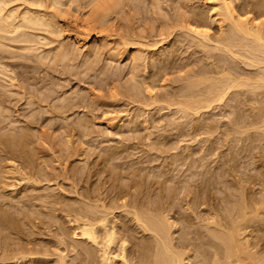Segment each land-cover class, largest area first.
I'll use <instances>...</instances> for the list:
<instances>
[{"label":"rangeland","instance_id":"rangeland-1","mask_svg":"<svg viewBox=\"0 0 264 264\" xmlns=\"http://www.w3.org/2000/svg\"><path fill=\"white\" fill-rule=\"evenodd\" d=\"M0 1L2 4V6H0L1 7L0 9L3 8V6L5 5V2H6V4L9 2L7 4V7H5L6 5L4 6V8H7V9H5L7 12L4 9H2L0 12V15H1L0 16L1 17L0 29L3 27L6 28L5 32H4V28L2 30H0V60H1L0 61V64H1L0 65V100H1L0 101V108H1L0 109V135H9V134L12 135L13 132L14 133L16 132V134L17 133L19 134L23 130L29 129L31 134L33 133L32 134L33 138H31V139H34L33 140L34 144L31 141V143H30L31 146L28 143L26 146V149H27L26 151H27V153L29 152L30 154L29 153L26 154L25 153L26 151L23 152L24 155H23V153L21 154V152H19L18 157H17V155H18L17 152L13 153V155L11 156L9 152L2 150L1 149L2 144L0 142V144H1L0 145V150H1L0 151V153H1L0 154V166H1L0 167V175H1V177H0V200H2V202L5 201L4 202V208L7 211L9 210V212L17 213L16 217H20V215L18 214L19 212L22 213L24 210L26 211L28 209V207H25L24 204L22 202H20V200L24 197V194L34 195V197H36L38 195L36 198L33 199L31 204L28 202L31 206L28 210H30L32 213H33V211H34V213H36L39 210L44 211V208L42 206H40V204H39L43 201H42V199H39L38 197H41L43 195L46 196L48 193H49L48 195H51V197L47 195L48 198L50 197L51 199H53V197H54L55 200L60 201L58 203L60 205H57V207L58 206L59 207L60 206L66 207V205H69V204L70 205L74 204L73 206L79 207L83 203L87 204V202H89V205H92V206H95V205L97 206V203H98V207L100 206V208H101L102 203H99L100 201L98 202L99 199L102 198L105 200V198H106V201L108 199V201L110 202L115 197V196L113 198L110 197L111 194L114 193V192H112L114 190L109 189V186L113 185L110 183H114L113 182L114 180H112V179L114 178L115 174L117 173V170H119L118 173L122 172V170H123L122 177L124 179L125 178L129 179L130 177H127V175L132 176V169L141 168V175H143V177H144V174H145V176L149 173H151L150 175L154 174V178H153V176L147 175L148 177H151V179H149L146 176L149 179V181H151L153 179H157V177H159L158 179L162 181V179L165 178V175H164L165 172L169 173L170 179L168 181H166V183H164L165 187H166V185H167V187H168V185H170V187L176 186V189H175L176 195H174L175 196V197H173L174 199L172 198L170 201L174 205L176 204L174 206L173 211H175V215H176L175 217L179 218L178 219L179 225L177 226L179 228H177L178 230L175 229L176 232L174 233V235H175L174 237L176 238V241L178 242L181 238V234L185 230L183 225H181V222H182L181 216L182 215L178 214V212L181 214H185V212L191 213V211L188 212V211H185L186 209H184V208H186V205H185L186 201H188L190 199V197L187 198L185 196L186 192L184 193L185 189L183 188L184 184L186 185L187 183H191L190 182L191 181L190 180V177H191V158H193V156H194L195 158L197 157V159H198V157L200 158L201 156H205L207 154L206 152L209 151V150L207 151L206 149H213L214 146L217 147V145L219 144L220 145V147L218 145L219 149L215 150L216 153L218 151L217 155L219 154L218 155L219 157L216 154L213 155V153H212V156L210 154H209L210 156H208V154L206 155V159L210 162L209 163L207 161V163L211 164L209 167L214 168V169H212V171H214L217 175L218 172L220 171V169H218V164H221L220 160L230 159L231 158V150L233 149V147H234V150L235 149L236 150L241 149L242 147H244V142H245V146H246V144L249 143L254 148H256L255 146H262L264 144L263 143L264 138H263V140H260V142L258 139V138H260L259 135L261 134L260 133L261 131L259 132V128L257 127L259 125V123L256 124L257 119L255 120V122L251 121V119L253 117H251V115L248 114V113H250L248 108L249 107L251 108L252 106H254L255 103L253 105H252V103H250L253 101V100L249 101L252 98L247 99V100L245 99V98H248V96H250V95H251V97H253L257 94L254 93L255 95L252 96V93L248 92L249 95L246 94L247 97H244V96H246L244 94V92L247 90L245 87L244 88L246 90L241 89L240 90L241 92L239 91V89L242 88V86L239 87L238 89H236V88H232V89H234V91H237V92L239 91V93H238L239 95L244 94L242 98L245 99V102L249 101L250 105L248 103L242 102V100H241L242 95L240 97L236 96L237 98H240L239 103H236V101L233 102V99L231 100V98H230L232 96L226 95L225 99L222 100V102L217 101L218 102L217 103L214 101L215 103L214 102L211 103L212 104L211 107L209 106L208 108H205V109L203 108V110L200 111L201 113L199 112L197 115V112H196V115L194 116L195 111H194V113H191V112H193V111H191V109H188L189 111H187L186 107L185 108H184V106L182 107L183 104H181V103H180L181 105L177 104V103H179V101L182 100V98L180 99L179 94L181 95L182 91L185 92L186 91L185 89L190 88V85L192 84L191 83L192 79H189V77L192 78L191 76H189V75H191L189 73H193V71L191 72V70L194 69L196 71L197 68L199 70L203 66H205L204 68H206L207 66L208 67L210 66L209 69H211L212 68L211 66L215 67L214 63L218 62L217 64L220 65V62L221 63L225 62V60H224V59H226L225 56H227V55L230 56L227 51L224 52L225 48H223V44L222 45H219L221 43L216 44V42H213L212 38H211L212 41H210V40L205 41L206 39L200 40L202 38L197 37V40H200V42L196 41L194 39L196 36L194 35L195 36L194 37L193 33L191 32L192 33L191 34L190 32H188L190 30H186V28H185V27L189 26L188 25L189 23L188 24L186 23L187 18L188 19H192V17L194 18V15L192 16V14H194V12L197 13L199 11L201 12L202 10L205 11V14L203 17V19L205 20V18L207 17L205 15H207L209 13V11H211V9H210L211 4L210 3L207 4L205 2V0H119L120 2L118 0H58V1L55 0V3H54V0H0ZM41 1H44V2L41 3ZM56 1H57V3H56ZM118 3H121L122 5L121 4L119 5ZM236 3L239 4L240 1L237 0ZM30 6H32V8H30ZM28 8H30L31 12ZM12 9H13V11H12ZM32 10L34 11L35 14L33 13ZM25 11H28L30 14H34L36 16L38 15V17H40L42 19H45V20L47 19V22L49 20V24H50V21L56 20V22H54L55 25L53 22H51V24L49 26L50 29H49L48 24H47V26L45 24L44 26L41 25L40 27H39V25L36 26V24H29V23H27V21H25V19L23 17V14L25 13ZM203 11H202V13H204ZM39 12L42 14L40 15ZM45 12L47 14H45ZM10 13H12V14H10ZM48 13H50V14H48ZM51 14L53 16L52 20L50 17ZM83 14H84V16H83ZM12 15H14V16H12ZM45 15L47 18H44ZM183 16L186 18H184ZM4 17H5V19H3ZM15 18H17V19H15ZM208 18H209V15L206 18V20H208ZM3 21H4V23L6 21V23L4 24ZM184 21H185V23H183ZM14 22H15V24H14ZM180 22L183 23L184 25H181ZM2 25H4V26H2ZM13 25H15V26H13ZM22 26H24V27H22ZM34 26H36V27H34ZM51 26H52V28H51ZM26 27H28V28H26ZM35 29L38 32L35 31ZM213 29H212V31H213L212 34H216V33L218 34L219 33V32H217L216 28L214 30ZM8 30H9V32H8ZM13 30H14V33L12 32ZM39 30H41V31H39ZM173 30H174V32H173ZM215 31H216V33H215ZM169 32H172V34L170 33L171 35H168ZM7 33H11V34H7ZM42 33L45 37L42 35ZM1 34H3V35H1ZM40 36H41V38H40ZM48 36H49V38H47ZM165 36L169 40L166 39ZM191 36H193L194 38H192ZM191 38H192V41H191ZM161 39L162 40L164 39L163 40L164 42L159 43L158 41H160ZM193 39L195 41H193ZM201 41H204V42H202V46L200 45ZM1 42H2V44H1ZM158 43L161 45H159ZM197 43H200V44L197 45ZM204 43H205V45H207L206 47H205V45L203 46ZM216 46L219 48H217ZM28 47H33V48H31L33 51L30 50ZM23 50L28 51V52H24ZM58 52L61 54L65 53V55H67V56H65L63 54L64 55L63 58H65V57L66 58H65V60L62 58V62H60L61 57L60 58H59V56H58V58L55 57V54L56 55L59 54ZM23 53H25V54H23ZM223 53L226 55L221 56L220 54H223ZM42 54H43V56H42ZM44 54H45V56H44ZM61 54H59V55H61ZM135 54H136V56L134 57ZM137 54L138 55L140 54V56H138ZM210 55L212 57L213 56L214 57L216 56V57L212 58ZM48 56H49V58H48ZM168 56L169 57L171 56L172 58L170 57L171 58L170 59ZM231 56H233V55H231ZM231 56L229 58H227L226 60L231 59ZM15 57H16V59H14ZM139 57H141V58L138 59ZM158 57L161 58L162 63L159 60L160 58H158ZM219 57L220 58L223 57L224 62L220 61L221 59ZM133 58H137V59H133ZM232 58H233V60H235L234 56ZM239 58L238 57L236 58V62L238 61ZM241 58H243V57H241ZM25 59H27V60H25ZM153 59H154V61H155V59H158L157 61H155V64L157 62H160L159 63L160 65L157 64V66L159 65L162 68V70H164L162 72V70L159 69L160 71H158V72L159 73L162 72L160 74V76H162L166 70L168 71L171 68L170 72L168 71V74H164L162 77L163 79H164V76L166 77L164 80L166 83L163 82V84H165V87H166V88H164V90L165 89H167V90L163 91V88L162 89L160 88L162 91L157 92V90H160V89L157 87L154 89L155 91L153 92L154 93L153 97H154V100H155V98H157L156 102L153 101V98H151L152 95L149 96L150 98L147 96L150 94H149V92L147 93L146 86L143 88L144 90L141 89V87H143V84L148 83V80L150 82V76H151V80H154V81L157 78L156 77V75L158 73V72H156L157 66L154 65ZM215 59H217V60L219 59V60L217 61ZM243 60L244 59H241L240 62L238 61V63H240V65L237 63L239 66L238 69L236 70L237 72H238L239 68H241V66H243L242 68H244L245 71H247V70L250 71L249 68L254 67V66L248 67L245 64L248 61L247 62L245 61L242 63ZM214 61H216V62H214ZM229 61H232V60H228V62ZM165 63L168 64L167 67H165L166 66ZM225 63L227 65L226 69L227 68L229 69L230 67H228L227 61ZM230 63L231 62H229V65L234 64V61H232L231 64ZM163 64L165 65L164 67L166 69L163 67ZM170 65H171V67H169ZM244 65H246V66H244ZM232 66H235V64ZM208 67H207V69H208ZM260 67H261V69H260ZM260 67L258 69L257 68H253V69L251 68V70L258 72L259 69L262 70L264 68V64H263V66H261V64H260ZM167 68H169V69H167ZM242 68H241V70H239L240 73L245 72V71H242L243 70ZM201 69L203 70V68H201ZM157 70H158V67H157ZM167 71L165 73H167ZM195 71H194V73H195ZM228 71H230V70H228ZM236 71L233 70L232 74L234 75V73H236ZM9 72H11V73L13 72V73L10 74ZM134 72H136V73L134 74ZM262 72H263V70L260 73H262ZM153 73H155V76H153L154 75ZM194 73H193V75H194ZM240 73H236V74H240ZM13 74H15L16 76L15 75L13 76ZM2 75H3V77H2ZM219 75H218V77H219ZM133 76H134V78H133ZM148 76H149V78H147ZM235 76L237 77V75H235ZM251 76H252V74H251ZM194 77H197V80H198L199 79L198 73L196 76L194 75ZM240 77H245V76L241 75ZM14 78H15V80H14ZM167 78H168V80L166 81ZM247 78L250 79V77H247ZM256 78H257V76H256ZM3 79H5V81H2ZM145 79H147V81H144ZM193 79H196V78H193ZM251 79H255L254 76H252ZM8 80H9V83H8ZM11 82H13V83H11ZM140 82L141 83L143 82V83L140 85L139 84ZM161 82H162V80H161ZM159 83H158V85L161 84V83L160 84ZM201 83L203 84V82H201ZM208 83L209 82H207V84ZM207 84L205 83L204 85L207 86ZM134 85H135V88H137V89L134 88ZM136 85L140 86V87H137ZM188 85H189V87H186ZM204 85H202V86H204ZM22 88H23V90H22ZM202 88L204 89L205 87H201L200 89H202ZM131 89L133 91L139 90V93H141V94H139L140 97L136 96V94L138 95L137 91H136V94H134V92ZM200 89L198 88V90H200ZM203 89H202V92H204ZM231 90H229V92H228L229 94L231 93L230 92ZM180 91H181V93H180ZM234 91H232V92L234 93ZM257 91H259V89ZM259 92H261V91H259ZM29 93H32V94H29ZM156 93L157 94L161 93L159 95H161L165 99L159 95L155 96ZM197 93L198 92H196V94ZM245 93H247V92H245ZM28 94L30 95V97ZM31 95L34 96V98ZM199 95L197 97L201 98V97H199ZM262 96L260 95V97H259L257 95V96H255L256 98L254 97V99H257V97H259L258 99H260ZM145 97H146V99L147 98L148 99L146 100ZM158 97L161 98V100L158 101V99H159ZM37 98H39V99L37 100ZM42 98H43V100H42ZM227 98H229V99H227ZM29 99H31V100H29ZM65 100H67V101H65ZM228 100L229 101L231 100V101L229 102ZM30 101H32L33 103L34 102H36V103L31 104V103H29ZM38 101L40 102L39 104H38ZM41 101L42 102L46 101V102L45 103L43 102V104H42ZM70 101L72 103H70ZM225 101H227V102H225ZM68 102L71 106L67 104ZM73 102L76 104L74 105ZM182 102H183V100H182ZM231 102H233L234 104H232ZM259 102L261 104V100ZM263 102L264 101H262V104H264ZM47 103H48V105H47ZM146 103H148V104L151 103V104L147 105ZM228 103H230L229 104L230 107H228L229 106ZM40 104H42V105H40ZM246 104L249 106H247ZM231 105H234V106H231ZM235 105H237V108L239 110H242V111L238 112V115L241 114L240 116H242V114H243V111H244L243 108L245 109V107H246V109H247V110L245 109L244 113H246V114L245 115L243 114L242 118H240V116H238L236 113H234L235 117L237 115V117H239L238 119H240V121H241V122L237 123V125L240 124L239 126H234V124L237 122L238 119L236 121H234V119H232V116H230V114L232 115V113H233L231 111L236 109ZM242 105H243V107H242ZM244 105H246V106H244ZM258 105H259V103H258ZM260 106H262V105H260ZM262 107H264V106H262ZM43 108H44V112H43ZM66 109H69V112H66ZM238 109H236V110H238ZM51 110H53L54 112ZM224 112H225V114H224ZM191 114L194 117L189 116ZM2 115H4V116H2ZM139 115H140V117H139ZM84 117H86V120H84ZM91 117H92V119H91ZM196 117L198 118V120ZM82 118L84 121H87V122L90 121L89 123H91V122H93V123L88 125L87 122L82 121ZM139 118H140V120H139ZM194 118H195V120H193ZM208 118H211L209 120L210 123H213V121H214L213 124H215L216 128L219 127L217 130H215V132H213V134H211V135H210V133L205 134L202 131H201L202 133H200V131H198L197 128L196 129L192 128V126H193L192 124L198 123L201 120H203V122H204V120L207 121ZM248 119H249V122L255 123L254 128H253L254 130L251 129L252 128L251 124H250L251 125L250 126L248 122H247L248 124L246 123L245 120L248 121ZM77 120L78 121L80 120L79 123L82 122V125L80 124V126H77L76 125V124H78V123H76ZM232 120H233V122H232ZM32 121L34 124H32ZM67 121L69 122V127L67 126L68 125ZM142 121H144V122H142ZM242 121L244 124L242 123ZM13 123H14V125H13ZM26 123H28L27 125H29V123H31L29 125V128L27 127ZM112 123L113 124L115 123V125H112ZM140 123H141V126H140ZM83 124L86 125L87 128H89L90 132H91V129L93 130V128H94V130L91 132V135H90V132L87 131L88 129H86L85 128L86 126H85L84 128L86 129V133H85L86 136H84L85 134L82 131V129L80 128V127L83 128ZM133 124H135V125L133 126ZM32 125H33V127H32ZM91 125H93V126H91ZM242 125H244L245 127ZM248 126L250 128H248ZM259 126H261V125H259ZM65 127H68L69 129H71V130H69V132H71L72 130L73 131L71 133H69V132L67 133L68 128L66 130ZM74 127H75V129H74ZM90 127H92V128H90ZM138 127L140 128L141 131L139 130ZM234 127H237V128H234ZM238 127L240 128V130L238 129ZM7 128H8V132L6 130ZM76 129H77V131H76ZM199 129H200V127H199ZM233 129H235V130H233ZM137 131L141 134L142 138H141V136H139V133ZM193 131H195V132L193 133ZM196 131H197V133H196ZM245 131H247V132L244 133ZM253 131L255 133H258L259 137L256 136ZM80 132H82V134ZM95 132H97V133H95ZM150 132H152V133H150ZM248 132L252 133V137H253L252 139L254 141L252 140V142H250L251 136L249 135ZM87 133H89V134H87ZM147 133L149 135L151 134L152 136L151 135H150L151 137L148 136ZM236 133L238 134V136ZM240 133H243V135L241 136ZM71 134H73V136ZM136 134L138 135V138H137V136L135 137ZM209 135H210V138H209ZM239 135H240V137H239ZM139 137H140V140L142 139V140H144V142L146 141L145 138H147L148 140L146 141V144H144V142L142 143V141H140L142 143V144H140ZM205 137L206 138L208 137L209 140L207 139V141H206ZM238 138L239 139L241 138V139L239 140ZM163 139H165V140H163ZM244 139H246V140H244ZM134 140H136V141L134 142ZM211 140H212V142H211ZM256 140H258V141H256ZM67 141L68 142L71 141V143H67ZM156 141H159V142H156ZM152 142H155L158 146H156V144L152 143ZM215 142H216V144H215ZM133 143H134V145H132ZM210 143H213V144L211 145ZM254 143H255V146H254ZM259 143H260V145H258ZM138 144H140V145H138ZM152 144L154 145V147L152 146ZM209 144L211 145V147L213 145L214 146L212 148H210ZM13 146L15 148L20 147V146L15 145V144ZM112 146H114V147L112 148ZM135 146H136V149H134ZM3 147H4V145H3ZM67 147H69V148H67ZM117 147H121V148L117 149ZM124 147H126V148L124 149ZM132 147H133V150H132ZM70 148L72 149V151H70L71 150ZM222 148H224V149H222ZM228 148H230V149H228ZM261 148L257 147V150L255 149L253 151L257 152L258 154L264 153L263 152L264 150L262 152H261V150H258ZM19 149L22 150V147H20ZM33 149L34 150L36 149V150L34 151ZM68 149H70V150L68 151ZM105 149H107V151L112 150V149L118 151V150L122 149V150H120V152H118L119 155L117 154L115 156V159L113 158L112 160L109 161V163H112V165L115 164V166L113 165L114 167L111 166V164H110L111 167H113V168L117 167L118 168V169L116 168V173H115L114 169H112L114 171V172H112V171H109L110 167L109 166L107 167V165H109V163H108V161L106 163L105 158H103V157H105L104 154L106 153ZM222 151H224V153ZM229 151H230V153H229ZM2 152L6 153V154L4 155V153L2 154ZM69 152L71 154H68ZM102 153H103V156L102 155L100 156V154H102ZM227 153H229L230 156H228L229 154H227ZM20 154H21V156H20ZM1 155H2V157H1ZM14 155H15V157H14ZM28 155H30L32 158L31 157L28 158ZM121 155H123V156L121 157ZM126 155H127V157H126ZM191 155H192V157H191ZM224 155H226V157ZM22 156H24V157H22ZM128 156H130V158ZM21 157L24 159H22ZM87 157H89V158H87ZM101 157H102V159H101ZM178 157L179 158L182 157V159L179 160ZM249 157H246L245 155H243V158H241L237 162V165L239 166L240 171L245 170V168L249 169V170H247V171H249V173L252 172V170L255 171V169L253 168L254 167V165H253V163H254L253 159L254 158H249ZM20 158L22 159V161L25 160V158L27 160L29 159L28 161L27 160H25V162L23 161V163H28V164L21 163L22 161L20 160ZM17 159H19V160L17 161ZM216 159H218V160L216 161ZM256 159H258V157L255 158V160ZM102 160H104V161H102ZM11 161H13V162H11ZM41 161L43 162V164H41ZM124 161H125V163H123ZM136 161H137V163H136ZM252 161H253V163L251 164ZM14 162H15V164H14ZM35 162H37L38 164ZM169 162H170V164H169ZM11 163H12V165H11ZM118 163H119V165H118ZM39 164H41V165H39ZM83 164H84V166H83ZM99 164H101V165H99ZM34 165H36V166H34ZM86 165H88L87 166L88 168L86 167ZM94 165L96 167H92V168H94L96 170H94V169L91 170L90 171L91 175L90 176L88 175L89 176L88 177L87 174L89 173L88 171L91 169L90 166H94ZM15 166H17V167H15ZM39 166L40 167L44 166V167L40 168ZM81 166H83V167H81ZM104 166H106V170H105ZM130 166H131V169H130ZM213 166H215L216 168ZM247 166H249V167H247ZM33 167H35V169ZM85 167H86V170L84 169ZM126 167L128 169H126ZM150 167H152V168H150ZM240 167H245V168H240ZM15 168H17V169H15ZM73 168L76 169V170H74L75 173L77 172L76 174H74V172L72 171ZM81 168H83V169L81 170ZM107 168H108V170H107ZM172 168H174L173 172H171ZM3 169L8 170L9 172L8 171L6 172V170L3 171ZM34 170H36L37 172ZM45 170H48V171L46 172ZM79 170H81L80 173H79ZM127 170H128V172L130 171L129 173H131V174H129V173L127 174ZM82 171L85 173H83ZM103 171L105 173H103ZM161 171H164L163 172L164 174H162ZM240 171H238V174ZM19 172H20L19 176H22V177L24 176L25 178L20 179L21 177H19L17 175ZM39 172H41L42 174L45 173V175L44 174L41 175V173H39ZM81 172L83 174H85L86 176L83 175ZM91 172H94V173H91ZM106 172H107V175H106ZM125 172H126V176L124 174ZM142 172H144V173L142 174ZM47 173H48V175H47ZM71 173H73L72 174L73 176L71 175ZM78 173L82 174V175H79L80 176L79 177ZM100 173L102 174L101 177L104 176V178H102L101 180H100L101 177L99 176ZM110 173L113 176V178H111V179H110V177H112V176L110 175ZM112 173L113 174L115 173V174L113 175ZM255 173H256V171H255ZM12 174H14V175L16 174V175L13 176ZM94 174H96V175H94ZM6 176L10 177L11 179L6 177ZM30 176L32 178H34L35 180L34 181L27 180L28 178H31ZM81 176H83L84 178L82 179ZM120 176L121 175L117 176V174H116V177L119 178ZM4 177H6V178H4ZM107 177H108V180H106ZM13 178H14V180H13L14 182L12 181ZM45 178H46V180H45ZM79 178H81L80 181H79ZM123 178H119V179L122 180ZM9 179H10V184L8 182ZM36 179L37 180L39 179L41 183H42V180H45V181H43V183L41 184L38 181H36ZM109 179H110V181H109ZM117 179H115V180H117ZM119 179L117 180L118 183H119ZM128 179L122 180L121 183L124 181L125 182L128 181ZM85 180H86V182H85ZM102 180L104 181L103 183L101 182ZM111 180H112V182H111ZM172 181L175 184H173ZM186 181H188V182H186ZM31 182L33 183V185ZM35 182H37L39 185L37 183L35 184ZM108 182H110V183H108ZM168 182H169V184H167ZM118 183L116 182L115 185L116 184L118 185ZM226 183H228L227 185L230 186L231 182H226ZM5 184L9 187V189L8 188H7V190L5 189L7 187ZM104 184L106 187L104 186ZM2 185L4 187H2ZM98 186H100L102 188V190ZM20 187L23 190L20 189ZM110 187H112V186H110ZM165 187L163 190L165 193H167L165 191L167 187L166 188ZM42 189L44 190V192L42 191ZM96 189H100L101 191L98 190L99 191L98 192ZM107 190L108 191L112 190V191H110L112 193L108 194ZM159 190L158 191L154 190L152 192L156 195V193H158ZM94 191L95 192L97 191V193L100 194V195L98 194V197L96 196L97 198H99L97 201L94 200L95 198L93 195L97 194ZM155 191H156V193H155ZM1 192H2V194H1ZM91 192L92 193L94 192V193L92 194ZM214 192H215V190H214ZM217 192L218 191H216L215 193H217ZM153 193H151V194H152V197L154 198L155 195ZM41 194H43V195H41ZM82 194H85V195H87V194L91 195L92 194L93 201H90V199L87 196H84ZM107 194L110 198L108 196L106 197ZM218 196L221 197L220 193L218 194ZM155 197H156V199L158 198L157 196H155ZM4 199H6V200H4ZM128 199L129 198H127V200ZM106 201L104 202L102 200V202H104V203H106ZM36 202H37V205H36ZM71 202H73V203H71ZM74 202L76 204L79 203L80 205L76 206ZM91 202L93 204H90ZM179 202L180 203L183 202V203H181V205L183 204L184 206L183 205L182 206L184 208L180 205ZM9 204H10V206H9ZM12 204H14V205H12ZM32 204L39 206L40 209L38 210V207H35ZM127 209L131 210V208H127ZM14 210H16V212H14ZM45 211H48V210L46 209ZM55 211H53L52 214L55 212V215L54 214L53 215L55 217L59 218V215H60V213L58 212L59 210H55ZM110 211H112V210H109L106 212H108V214H112V213H109ZM56 213H58V215ZM126 213H125V211L122 212L123 216H125V215L128 216L125 220L129 221L130 218L133 217V214L129 213V215H128V213L127 214ZM33 214H32V216H33ZM114 214H118V211L114 212ZM114 214H112V215L114 216ZM112 215H110V216L108 215L110 219H113ZM42 217H43V214H42ZM194 217H195V215H194ZM21 218H22V216H21ZM39 218L41 219V216ZM39 218L36 219V223L39 221L38 220ZM66 219L67 218L62 219V220L59 219V221H57L58 222L57 224L59 225L60 222H61L60 224H62L63 221H65ZM49 220H48V222H49ZM21 221L22 220H20V222ZM43 221H46V220H43ZM50 221H53V220H50ZM39 222H41V221H39ZM39 222H38V224H39ZM132 222L133 221H129L130 224L134 225L135 221H134V223H132ZM26 224H27V220H26ZM26 224L24 221H22L21 225H23V228L26 230V231L24 230V232L26 234H29V237L32 236L31 239H35V240L45 239V240L52 241V242L56 241V238L54 239L55 234L52 231H49V229L47 230L46 226H45V228H46L47 232L48 231L49 232L45 234V233H39L38 232V231H40V232L45 231L46 232L45 228H43L44 231H42V228H41V226H44V225L40 226L41 229L37 225V227H38V229H37V227H35L36 225L31 226L30 223H28L27 225ZM53 224H54V221H53ZM57 224H56V226H57ZM66 224H67V226H66ZM66 224L64 223L63 226L68 227L69 224L68 223H66ZM136 226H137V224H135V227ZM189 229L191 230V228H189ZM36 231H37V233H36ZM40 234H41V236H40ZM18 236H20V235L17 234L15 236L10 237V238L16 239V237H18ZM12 239H10V240L12 241ZM13 241H15V240H13ZM73 241H78V240H70V242L76 243ZM38 248H40V246ZM65 252H63V253H65ZM69 253H71V252H67L68 256L66 254H64L66 259L69 260L67 264H75V261H76L74 259L75 255H72L70 257ZM67 257H69L71 259H69ZM193 261H195V259H193ZM185 262L188 263L191 261H184L183 263L185 264ZM188 264H190V263H188Z\"/></svg>","mask_w":264,"mask_h":264},{"label":"bare ground","instance_id":"bare-ground-1","mask_svg":"<svg viewBox=\"0 0 264 264\" xmlns=\"http://www.w3.org/2000/svg\"><path fill=\"white\" fill-rule=\"evenodd\" d=\"M57 1H56V3H57ZM236 1L237 0H205V2L207 4L210 3L211 7H212V8L210 7L211 11H209V13L207 12L208 14L206 13L207 15H205L207 17L209 15L208 20H206L207 17L205 18V20L203 19L204 14H205V11H203V10L202 11L204 13H202V11L201 12L199 11L197 13L194 12V14H192V16L194 15V18L193 17H192V19H188L187 18L188 22L185 20L187 24L189 23L188 24L189 26L185 27L186 30H190L188 32H190V33L192 32L193 36L194 35L196 36V37L194 36L195 38L193 36H191L192 38H194L196 41H199V42H200V40H203V39H206L205 41H208V40L212 41L211 40V38H212L213 42H216V44L217 43H221L219 45L223 44V48H225L224 52L227 51L230 56L233 55L235 57V60H233V58H232L233 56H231V59H228V60L234 61L235 66H232V65H234V64H231L232 61H229V62H231L230 63L231 65H229V62L226 59L229 58L230 56L227 55L228 57L225 56L226 59L223 58L224 56L222 58H220V57L219 58L221 59L220 61H223V59L225 60V62L227 61L228 67H230L229 69L228 68L226 69L227 65H226V63L224 61L223 62L225 64L220 62V65L217 64L218 62L214 61V62H216V63H214L215 67L211 66L212 68L214 67L213 69L212 68L209 69L210 66L209 67L207 66L208 69H207V67L204 68L205 66H203V67H201V68H203V70L200 68L201 69V70L199 69L200 71L198 70V68H197L196 71L192 68L193 70H191V72L193 71V73H194V71H195V73H194L195 76L198 73L200 80L199 79L197 80V77H194L193 73H189V74H191L189 76L192 77V78L189 77V79H192L193 82L191 81L192 84L191 85L189 84L190 88H188V89L186 88L185 92L182 91L181 95L178 93L179 96H180V99L182 98L183 102H182V100L179 101L178 100L179 98H178L177 100L179 101V103H177V104H180V103L183 104L182 107L183 106H184V108L186 107L187 111H189L188 109H191V111H193L191 113H194V111H195V114H194V116H195L196 112H197V115H198V113L201 110H203V108L205 109V108H208L209 106L211 107V105H212L211 103H213L214 101L215 102H217V101L222 102V100L225 99L226 95L227 96L228 95L232 96V97L229 96L231 98V100L233 99V102L236 101V103H239V99L240 98H237L236 96L240 97L242 95V94L241 95L238 94L241 89H243V90L247 89L245 91L247 93H245L243 91L245 95L246 94L249 95L248 92H251L252 96L255 95L254 93H256L259 97H260V95L261 96L263 95L260 99H258L259 97H257V99L259 101L261 100V104H260V102L257 99H254V97L257 96V95H255L253 97H251V95H250V96H248V98H245L246 100L252 98V99L249 100V101L253 100L250 103H252V105L255 103V105H254L255 107L252 106L251 107L252 109L250 107L248 108L249 112H250L248 114H250L251 117H253L252 119L250 118L251 121L255 122V120L257 119L256 124L259 123V125H261V126H259V125L257 126L256 125L259 128V132L261 131L260 135L253 131L256 136H258V135L260 136V138H258L259 136L257 137L259 139V142H260V140H263V138H264V107H262V106H264V104H262V101H264V68L262 69L263 72L260 73L262 71V70H260L261 69L260 64H261V66H263V64H264V0H239L240 1L239 4L236 3ZM42 2H44V1H41V3ZM54 3H55V0H54ZM7 4L5 2L6 6L5 5L4 6L7 7ZM118 4L120 5L121 3H118ZM0 6H2L1 1H0ZM4 6H3L2 9H4V10L7 9V8H4ZM32 6H30V8H32ZM30 8H28V9L30 10ZM2 9H0V12H1ZM12 11H13V9H12ZM30 12H31V10H30ZM33 13H34V11H33ZM10 14H12V13H10ZM34 14H30L28 11H25V13L23 14V17H24L25 21H27V23L36 24V26L39 25V27L41 25L44 26L45 24L47 26V24H48V28H49L51 22H53V23L56 22V20L55 21H50V24H49V20L47 22V19L46 20L42 19V18L38 17V15L36 16ZM41 14L42 13H40V15ZM45 14H47V13L45 12ZM48 14H50V13H48ZM12 16H14V15H12ZM83 16H84V14H83ZM50 17H51V20H52V18H53L52 14L50 15ZM44 18H47L46 15L44 16ZM184 18H186V17H184ZM3 19H5V17ZM15 19H17V18H15ZM0 20H1V17H0ZM185 21L183 23H185ZM3 23H4V21H3ZM5 23H6V21H5ZM183 23L180 22L181 25H184ZM14 24H15V22H14ZM54 25H55V23H54ZM2 26H4V25H2ZM13 26H15V25H13ZM36 26H34V27H36ZM22 27H24V26H22ZM3 28H4V32H5L6 28L5 27H3ZM3 28H1L0 30H2ZM26 28H28V27H26ZM51 28H52V26H51ZM213 28L214 29L216 28L217 32H219V33L217 34L216 31H215L216 34H212L213 33V31H212ZM36 29H35V31H37ZM14 30L12 31L13 33H14ZM39 31H41V30H39ZM8 32H9V30H8ZM173 32H174V30H173ZM170 33L172 34V32H169L168 35H171ZM3 34H1V35H3ZM7 34H11V33H7ZM42 35H43V33H42ZM197 37H200L202 39L197 40ZM40 38H41V36H40ZM47 38H49V36ZM192 38H191V41H192ZM166 39H168V38L166 37ZM194 39H193V41H195ZM163 40L161 39L158 42L159 43L164 42ZM202 42H204V41H201V44L197 43V45L200 44L202 46ZM1 44H2V42H1ZM159 45H161V44H159ZM204 45H205V43L203 44V46ZM206 46L207 45H205V47ZM28 48L30 50H32L31 48H33V47H28ZM217 48H219V47H217ZM23 51L24 52H28V51H25V50H23ZM23 54H25V53H23ZM59 54H61V53H59ZM59 54H57V55L55 54V57H57V58H58V56H59V58L61 57L60 58V62H62V58L65 55V53H62L61 54L62 56L59 55ZM220 55L222 56V55H226V54L223 53V54H220ZM42 56H43V54H42ZM44 56H45V54H44ZM65 56H67V55H65ZM135 56H136V54L134 55V57ZM138 56H140V54ZM237 57L238 58L239 57L240 58L243 57V58H241V59H244L242 61V63L245 62V61L246 62L248 61L245 64L248 67L249 66H254V67H250L249 68L250 71H248V70L245 71L244 68H242L243 66H241V68L243 69L242 71H245V72H241L240 73L239 70H241V68H239V70L237 72L236 70L239 67L238 64L240 65V63H238V61L239 62L241 61V59L239 58L240 60L238 59V61L236 62V58ZM48 58H49V56H48ZM65 58H63V59L65 60ZM140 58L141 57H139L138 59H140ZM158 58H160V57H158ZM14 59H16V57ZM133 59H137V58H133ZM25 60H27V59H25ZM157 60L158 59H155V61H157ZM159 60L161 61V58ZM215 60H217V59H215ZM153 61H154V59H153ZM155 61H154V65L157 66V64H159L160 62H157L155 64ZM161 63H162V61H161ZM159 65L157 66L158 70H157V67H156V72L162 70V68ZM171 65L169 67H171ZM246 65H244V66H246ZM164 66L165 65L163 64V67ZM167 66H168V64H166L165 67H167ZM259 67H260V69H259L260 72L251 70V68L252 69L253 68H257L258 69ZM167 69H169V68H167ZM170 70H171V68H170ZM170 70H168V71L170 72ZM228 70H230V71H228ZM233 70L236 71V73H240V74L234 73V75H233L232 74ZM163 71L164 70H162V72ZM168 71H167V73L164 72V74H168ZM136 72H134V74ZM162 72H160V73L158 72L159 74L157 73V75H156L157 78H156L155 81L151 80V76H150V82L148 80V83L143 84V87H141V89H143L146 86L147 93L149 92V94H150V95H147V96L149 97V96L152 95L151 98H153V101H155V102H156L157 98H155V100H154V97H153L154 96L153 92L155 91L154 89L157 87L159 89L163 88V91L167 90V89L164 90V88H166V87H165V84H163V82H165L164 80H165L166 77L164 76V79L162 78L164 74L162 76H160V74ZM9 73L12 74L13 72L12 73L9 72ZM155 73H153L154 74L153 76H155ZM15 74H13V76ZM251 74H252V76H254L255 79H251V77H252ZM218 75H219V77H218ZM235 75H237V77L239 76L238 77L239 79ZM241 75L245 76V77H240ZM256 76H257V78H256ZM2 77H3V75H2ZM247 77H250V79L247 78ZM15 78H14V80H15ZM133 78H134V76H133ZM147 78H149V76ZM193 78H196V79H193ZM9 80H8V83H9ZM161 80H162V82H161ZM167 80H168V78L166 79V81ZM2 81H5V79H3ZM144 81H147V79H145ZM201 82H203V84ZM207 82H209L210 84L209 83L207 84ZM11 83H13V82H11ZM142 83L140 82L139 84L141 85ZM158 83L160 85H158ZM205 83L207 84V86L204 85ZM189 85L186 86V87H189ZM202 85H204V86H202ZM241 86H242V88H240L238 92L234 91V89H232V88L238 89ZM137 87H140V86H137ZM201 87H205L204 89L202 88L204 92H202V89H200ZM134 88H135V85H134ZM198 88L201 91L198 90ZM135 89H137V88H135ZM161 89L160 90L156 89V90L158 92V91H162ZM258 89L261 92L257 91ZM22 90H23V88H22ZM229 90H231L230 94L228 93ZM136 91L135 90L133 91L134 94H136ZM232 91H234V93ZM196 92H198L200 95L198 93L196 94ZM137 93H138V95L136 94V96L140 97L139 94H141V93H139V90L137 91ZM161 93H159V94H161ZM180 93H181V91H180ZM29 94H32V93H29ZM159 94L156 93L155 96L159 95ZM198 95L201 98H198L197 97ZM243 95L241 96V98L243 97ZM159 96H161V95H159ZM29 97H30V95H29ZM32 97L34 98V96H32ZM244 97H247V95L244 96ZM162 98H164V97H162ZM38 99L39 98H37V100ZM145 99H146V97H145ZM227 99H229V98H227ZM245 99L242 98L241 99L242 102L249 104V101L245 102ZM29 100H31V99H29ZM42 100H43V98H42ZM159 100H161V98H159L158 101ZM65 101H67V100H65ZM43 102L45 103L46 101H43ZM43 102H42V104H43ZM225 102H227V101H225ZM233 102H231V103L234 104ZM29 103L32 104L33 102L30 101ZM34 103H36V102H34ZM39 103L40 102L38 101V104ZM70 103H72V102L70 101ZM258 103H259V105H258ZM42 104H40V105H42ZM67 104L70 105L69 102ZM75 104L76 103H74V105ZM146 104L150 105L151 103L150 104L146 103ZM229 104L230 103H228V105ZM47 105H48V103H47ZM246 105H244V106H246ZM249 105H247V106H249ZM260 105H262V106H260ZM231 106H234V105H231ZM228 107H230V105ZM242 107H243V105H242ZM235 108L238 109L237 105H235ZM236 109L233 110V111L230 110L231 112H233L232 115L230 114V116H232V119H234V121H236L239 118V117H237L238 112L242 111V110H239V109H238L239 110L238 111ZM245 109H246V107H245ZM245 109L243 108L244 111H245ZM51 111H53V110H51ZM244 111H243V114L245 115L246 113H244ZM43 112H44V108H43ZM66 112H69V109H66ZM234 113L237 114L236 117H235ZM224 114H225V112H224ZM243 114H242V116H243ZM240 115H238V116H240ZM2 116H4V115H2ZM189 116H192V114L189 115ZM194 116H192V117H194ZM242 116H240V118H242ZM86 117H84V120H86ZM139 117H140V115H139ZM91 119H92V117H91ZM210 119L211 118H208V120L207 121L204 120V122H203V120H201L198 123L194 122L195 124H192L193 125L192 128H195V129L197 128V130L200 131V133H202V132L205 133V134H207V133L209 134L210 133V135H211L219 127L217 126L218 128H216L215 124H213L214 121H213V123H210L209 122ZM84 120L82 118V121H84ZM139 120H140V118H139ZM193 120H195V118ZM197 120H198V118H197ZM79 121L78 120L76 121V123L79 124V125L76 124L77 126H80V124L82 125V122L79 123ZM245 121H246V123L248 122L249 125L250 124L252 125V126L250 125L252 127L251 129L254 128V125H255L254 122H249V119H248V121L247 120H245ZM84 122H87V121H84ZM89 122H87L88 125L93 123V122H91V123H89ZM142 122H144V121H142ZM232 122H233V120H232ZM239 122H241L240 119H238L235 124L233 123L234 126H239L240 124L237 125V123H239ZM242 123H243V121H242ZM27 124L28 123H26V125ZM30 124L31 123H29V125ZM32 124H34L33 121H32ZM84 124H83V128L82 127H80V128L82 129V131L85 134L86 133V129H88L87 131H89V128H87V126L84 125ZM13 125H14V123H13ZM29 125H27L28 128H29ZM112 125H115V123L114 124L112 123ZM134 125L135 124H133V126ZM67 126L69 127V122H68ZM91 126H93V125H91ZM140 126H141V123H140ZM242 126H244V125H242ZM32 127H33V125H32ZM68 127H65L66 130H67ZM199 127H200V129H199ZM90 128H92V127H90ZM234 128H237V127H234ZM248 128H250V127L248 126ZM74 129H75V127H74ZM77 129H76V131H77ZM238 129L240 130L239 127H238ZM6 130L8 132V128ZM69 130H71V129L68 128L67 133L69 132ZM93 130H94V128H93ZM93 130L91 129V132ZM139 130H140V128H139ZM233 130H235V129H233ZM71 132H69V133H71ZM91 132H90V135H91ZM194 132L195 131H193V133ZM246 132L247 131H245L244 133H246ZM80 133L82 134V132H80ZM95 133H97V132H95ZM150 133H152V132H150ZM196 133H197V131H196ZM250 133H249V135L251 136V141L250 142H252V140H253L252 138L253 137H252V133L251 134ZM32 134L29 131V129H27V130H23L19 134L18 133L16 134V132L15 133L13 132L12 135L11 134H9V135H0V142L2 144V148L1 149L6 151V152H9L11 156L13 155V153L17 152V154H18L17 157H18L19 156V152H21V154H22L23 152H25L27 150L26 149L27 143L30 144L31 141H32V143L34 144V141H33L34 139H31V138H33ZM87 134H89V133H87ZM240 134H241V136L243 135V133H240ZM71 135L73 136V134H71ZM150 135L148 134V136H150ZM210 135H209V138H210ZM84 136H86V134ZM136 136L138 138L137 134L135 135V137ZM139 136H141L140 133H139ZM237 136H238V134H237ZM239 137H240V135H239ZM141 138H142V136H141ZM207 139H208V137L206 138V141H207ZM145 140L147 141L148 139L145 138ZM163 140H165V139H163ZM244 140H246V139H244ZM135 141L136 140H134V142ZM140 141H142V143L144 142V140H142V139L140 140V137H139V142ZM146 141L144 142V144H146ZM256 141H258V140H256ZM156 142H159V141H156ZM211 142H212V140H211ZM67 143H71V141L70 142L67 141ZM142 143L140 142V144H142ZM152 143H155V142H152ZM14 144L22 147V150L19 149L20 147L19 148H15L13 146ZM140 144H138V145H140ZM210 144L212 145L213 143H210ZM215 144H216V142H215ZM3 145H4V147H3ZM132 145H134V143ZM211 145H210V148H212L214 146L213 145L211 147ZM218 145H217V147L214 146L213 149H206L207 151L209 150L208 152H206L208 154V156H210V155L212 156V153H213V155L214 154L217 155L218 151L216 153L215 150L219 149ZM258 145H260V143ZM30 146H31V144H30ZM152 146L154 147L153 144H152ZM156 146H158V145L156 144ZM254 146H255V143H254ZM69 147H67V148H69ZM113 147L114 146H112V148ZM219 147H220V145H219ZM255 147L256 148L252 147L251 144H249V143L246 144V146H245V142H244V147H242L241 149H237V150L235 149L234 150V147H233V149L231 150V158L228 159V160H220L221 164H218V169H220V171L218 172L217 175H216V173L214 171H212V169H214V168L209 167L211 164H209L210 162L206 159V155L207 154L205 156H201L200 155L201 157L200 158L198 157V159H197V157L195 158L194 156H193V158H191V177H190V180H191L190 182L191 183H187L186 185L185 184L183 185V188L185 189L184 193L186 192L185 196L187 198L190 197V199L188 201H186V204H185L186 208L183 207L184 206L183 204H182L183 206L181 205V203H183V202H181V203L179 202L180 205L184 209H186L185 211H188V212L191 211V213L185 212V214H181V213L178 212V214L182 215L181 216V218H182L181 225H183V227L185 228L183 233L181 232L182 233L181 234V238H180V240L178 242L176 241V238L174 237L175 236L174 233L176 232L175 229L179 228V227H177L179 225L178 224L179 223L178 222L179 218L175 217L176 216L175 215V211H173L174 210V206L176 204L174 205L170 201L173 197H175L174 195H176V190H175L176 186L175 187H172V186L170 187V185H168V187H167V185H166V187H167L166 188L165 185H164V183H166V181H168L170 179L169 178V173L165 172V174H164L163 173L164 171H161V173L165 175L164 179L161 178L162 181L158 179L159 177H157V179H153V180L149 181V179H151V177H148V176L151 173L147 174L148 172L147 171H146L147 173L145 172L148 175V176L146 175L149 178L148 179L145 176V174H144V177H143V175H141V168H134V169H132V176H128L127 175V177H130V178L129 179L125 178V179H128V181H126V182L124 181L125 183L124 182L121 183L122 180H125L122 177L123 170L120 173H118L119 170H117V173H116V168L117 167L113 168L115 166V164H113L114 165L113 166L112 163H109V161L112 160L113 158L115 159V156L117 154L119 155L118 152H120V150H122V149H120L118 151L113 150V149L107 151V149H105L106 151L105 150L104 151L106 153L104 154L105 157H103V158H105L106 163H107V161L109 163V165H107V167L108 166L110 167L109 171L114 172L112 170V169H114L115 173L117 174V176L121 175L119 178H123V179L122 180L119 179L118 177H116V174L114 173L115 174L114 178L115 179H117V178L119 179V183H118V181H117L118 179L115 180L113 178V176L111 175V173H110V175L112 176V177H110V179L113 178L112 180H114L113 181L114 183L108 182L110 184H113V185H110L112 187L109 186V189L114 190V191L110 190V191H112L114 193L108 191L109 189L107 191H108V194L112 193L111 196H110L111 198H113L115 196L112 200L110 199L111 200L110 202L108 201V199H107V201H108L107 202L106 198H105V200L102 199V198L101 199L97 198L98 194H99V193H97V191L100 190V189H96L97 190L96 192L94 191L95 193H97V194L93 195L94 198H95L94 200L97 201L99 199L98 202L100 201L99 203H102V205L100 204L101 208H100V206L98 207V203H97V206L96 205L92 206V205H89V202H87V204L83 203L82 205H80L79 203L76 204L74 202L76 206L80 205L79 207H75V206H73L74 204L70 205L69 203H68L69 205H66V207H64V206H60V207L58 206L57 207V205H60V204H58L60 201L55 200L54 197H53V199H51L50 198L51 195H48L49 194L48 193L47 195L50 196L49 198L47 197V195L44 196L43 194H41L43 196L38 197L39 199H42V201H43V202H41L39 204H40V206H42L44 208V211L43 210H39L40 208H39V206H36L37 205V202H36V205L35 204H32V205H34L35 207H38L39 211H37L38 213L36 212L37 214L34 213V211H33V213H34L33 214L28 209L31 207L30 204L33 201V199L36 198L38 195L36 197H34V195L24 194V197L20 200V202H22L25 207H28V209L26 211L24 210L23 212L21 211L22 213L19 212L18 214L20 215V217H16L17 213L9 212V210L7 211L4 208V202L5 201L2 202V200H0V264H67L69 260H67L65 255H64V254L67 255V252H71L72 253V254L69 253L70 257L72 255H75V257H74V259L76 260L75 264H184L183 263L184 261H191V262H188L190 264H264V153H259L258 154L257 152L253 151L255 149L257 150V147H260V148L262 147L261 149H258V150H261V152H262L264 150V144L262 146H255ZM118 148H121V147H117V149ZM125 148L126 147H124V149ZM70 149H68V151ZM134 149H136V146H135ZM222 149H224V148H222ZM228 149H230V148H228ZM132 150H133V147H132ZM70 151H72V149ZM222 152L224 153V151H222ZM3 153L4 152H2V154ZM25 153L28 154L29 152L27 153V151H26ZM229 153H230V151H229ZM229 153H227V154H229ZM5 154L6 153H4V155ZM21 154H20V156H21ZM68 154H71V153L69 152ZM15 155H14V157H15ZM23 155H24V153H23ZM101 155L103 156V153L100 154V156ZM127 155H126V157H127ZM226 155H224V156L226 157ZM243 155H245L246 157L250 156L249 158H254L253 159L254 163L252 161L251 164L253 163L254 167L253 166L252 167L255 169L256 173H255L254 170H252V172L249 173V171H247L249 169L245 168L246 166L245 167H240V168H245V170H243V171L239 170V166L237 165V162L241 158H243ZM122 156L123 155H121V157ZM228 156H230V154ZM1 157H2V155H1ZM22 157H24V156H22ZM30 157L31 156L28 155V158H30ZM128 157L130 158V156H128ZM191 157H192V155H191ZM257 157H258V159L255 160V158H257ZM21 158H20V160L22 161V159H24V158H22V159ZM87 158H89V157H87ZM101 159H102V157H101ZM181 159H182V157L179 158V160H181ZM218 159H216V161ZM18 160L19 159H17V161ZM25 160H27V159L25 158ZM25 160H23V161L25 162ZM23 161L21 163H23ZM102 161H104V160H102ZM207 161L209 163H207ZM11 162H13V161H11ZM35 163H37V162H35ZM123 163H125V161ZM136 163H137V161H136ZM14 164H15V162H14ZM23 164H28V163H23ZM41 164H43L42 161H41ZM41 164H39V165H41ZM110 164L113 167H111ZM169 164H170V162H169ZM11 165H12V163H11ZM36 165H34V166H36ZM99 165H101V164H99ZM118 165H119V163H118ZM17 166H15V167H17ZM83 166H84V164H83ZM83 166H81V167H83ZM87 166L88 165H86V167ZM43 167L44 166H41L40 168H43ZM86 167L84 168L85 170H86ZM90 167H91V169L88 171L89 173L87 174V176L91 175L90 171L94 169L92 167H96V166L94 165V166H90ZM104 167H105V170H106V166H104ZM127 167H126V169H128ZM213 167H215V166H213ZM247 167H249V166H247ZM33 168L35 169V167H33ZM150 168H152V167H150ZM15 169H17V168H15ZM82 169L83 168H81V170ZM130 169H131V166H130ZM4 170H6V169H3V171ZM74 170H76V169L73 168L72 171L74 172ZM81 170H79V173H80ZM94 170H96V169H94ZM107 170H108V168H107ZM173 170H174V168H172L171 172H173ZM7 171L8 170H6V172ZM34 171H36V170H34ZM45 171L47 172L48 170H45ZM238 171H240L239 172L240 175L238 174ZM129 172L127 170V174ZM39 173H41V172H39ZM76 173L74 172V174H76ZM79 173H78V176L82 175L85 172H83L82 174H79ZM91 173H94V172H91ZM103 173H105V172L103 171ZM143 173L144 172H142V174ZM19 174H20V172L17 175L19 176ZM43 174L45 175V173H43ZM43 174L41 173V175H43ZM72 174L73 173H71V175ZM124 174L126 176V172ZM129 174H131V173H129ZM12 175L15 176L16 174L15 175L12 174ZM47 175H48V173H47ZM83 175H85V174H83ZM94 175H96V174H94ZM101 175L102 174L100 173L99 176L101 177ZM106 175H107V172H106ZM150 176H153V178H154V174L150 175ZM0 177H1V175H0ZM6 177H8V176H6ZM6 177H4V178H6ZM19 177H21L20 179L25 178L24 176L23 177L19 176ZM81 177H82V179L84 178L83 176H81ZM8 178H10V177H8ZM31 178H28L27 180H31V181L35 180L34 178H32V179ZM102 178H104V176H102L100 178V180ZM10 179L8 181L9 184H10ZM80 179L81 178H79V181H80ZM110 179H109V181H110ZM13 180H14V178L12 179V181ZM45 180H46V178H45ZM45 180H42V183ZM106 180H108V177H107ZM112 180H111V182H112ZM36 181L41 183L39 179L38 180L36 179ZM115 181L118 183V185L117 184L115 185V183H116ZM173 181H172V183H173ZM85 182H86V180H85ZM101 182L103 183L104 181L102 180ZM186 182H188V181H186ZM226 182H231L230 186L227 185L228 183H226ZM36 183L37 182H35V184ZM167 184H169V182ZM173 184H175V183H173ZM32 185H33V183H32ZM104 186H105V184H104ZM2 187H4V186L2 185ZM98 187H100V186H98ZM164 187L166 188L165 191L167 193L164 192V190H163ZM7 188L9 189L8 186L5 189L7 190ZM20 189H22V188L20 187ZM43 189H42V191L44 192ZM101 190H102V188H101ZM154 190H157V191L159 190V192L156 193V191H155V193H156V195H155L152 192ZM214 190H215V192L216 191H218V192L215 193ZM2 192H1V194H2ZM151 193H153L158 198L156 199L155 196L153 198ZM219 193H220L221 197L218 196ZM85 194H82V195L87 196L90 199V201H93L92 194L91 195L90 194L85 195ZM108 194L106 195V197L108 196ZM127 198H129V199L127 200ZM4 200H6V199H4ZM102 200L104 202L106 201V203L102 202ZM71 203H73V202H71ZM10 204H9V206H10ZM90 204H93V203L91 202ZM12 205H14V204H12ZM127 208H131V210H129ZM46 209L48 211H45ZM108 209L112 210L109 213L114 214V212L118 211V214H114V216L112 214H108V212H106V211H109ZM55 210H59L58 212L61 215V216L59 215V218L54 216L55 212H56ZM53 211H55L53 213L54 215L52 214ZM124 211H125V213L127 212L128 215H129V213L133 214V217L130 218L129 221H133L132 223H134V221H135V224H137L136 227H135V224L134 225L130 224L131 222L129 223L128 220L127 221L125 220L128 216L127 215L123 216L124 213L122 214V212H124ZM14 212H16V210H14ZM32 214H33V216H32ZM42 214H43V217H42ZM56 214L58 215V213H56ZM108 215L109 216L112 215L113 219H110ZM194 215H195V217H194ZM21 216H22V218H21ZM40 216H41V219L39 218ZM37 218H39L38 220L41 221V222H39L37 220L39 222V224H38V222L36 223V219ZM46 218L48 220L49 219L53 220L54 224H53V221L49 220V222H48V220ZM65 218H67V219L65 221H63L62 224H60L61 222L59 223V225L57 224L58 223L57 221H59V219L62 220V219H65ZM42 219L46 220V221H43ZM20 220L24 221L25 224H26V220H27V224L30 223L31 226H33V225L35 226L36 225L35 227H37V225H38L39 228H40L41 225H44V226H41L42 231H44L43 228H45V226H46L47 230L49 229V231H52L55 234L54 239L56 238V241L52 242V241H48V240H45V239H41V240H39V239H37V240L31 239L32 236L29 237V234H26L24 232L25 229L23 228V225H21L22 221L20 222ZM64 223L65 224L68 223L69 226L68 227L63 226ZM56 224H57V226H56ZM66 226H67V224H66ZM38 227H37V229H38ZM189 228H191V230ZM45 230H46V228H45ZM47 230H46V232L45 231L44 232L38 231V232L46 234V233L49 232V231L47 232ZM36 233H37V231H36ZM17 234L20 235V236L16 237V239L15 238L14 239L10 238V237L15 236ZM40 236H41V234H40ZM9 238L12 239V241ZM13 240H15V241H13ZM70 240H78V241H73V242H76V243H72V242H70ZM39 246H40V248H38ZM63 252H65V253H63ZM67 258H69V257H67ZM69 259H71V258H69ZM193 259H195V261H193ZM188 263L185 262V264H188Z\"/></svg>","mask_w":264,"mask_h":264}]
</instances>
